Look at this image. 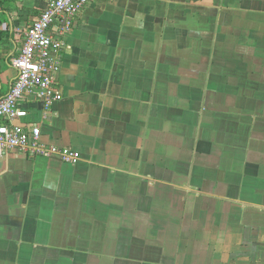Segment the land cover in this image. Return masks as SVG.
<instances>
[{
	"label": "crops",
	"instance_id": "crops-1",
	"mask_svg": "<svg viewBox=\"0 0 264 264\" xmlns=\"http://www.w3.org/2000/svg\"><path fill=\"white\" fill-rule=\"evenodd\" d=\"M47 0L0 7V97ZM42 140L0 156V264H264V0H93Z\"/></svg>",
	"mask_w": 264,
	"mask_h": 264
},
{
	"label": "built area",
	"instance_id": "built-area-1",
	"mask_svg": "<svg viewBox=\"0 0 264 264\" xmlns=\"http://www.w3.org/2000/svg\"><path fill=\"white\" fill-rule=\"evenodd\" d=\"M93 0H47L40 15L28 26L25 38L10 63L16 76L10 89L0 97V156L6 151L58 157L74 163L78 153L66 146L42 140L39 124H29V98L51 110L63 98L58 85L66 38L75 19Z\"/></svg>",
	"mask_w": 264,
	"mask_h": 264
},
{
	"label": "trees",
	"instance_id": "trees-1",
	"mask_svg": "<svg viewBox=\"0 0 264 264\" xmlns=\"http://www.w3.org/2000/svg\"><path fill=\"white\" fill-rule=\"evenodd\" d=\"M17 1L18 0H0V7L2 9H10L16 7ZM6 34H7L6 32L0 30V48L4 43V41H2V38H4Z\"/></svg>",
	"mask_w": 264,
	"mask_h": 264
}]
</instances>
